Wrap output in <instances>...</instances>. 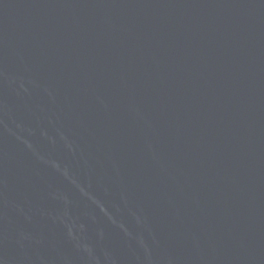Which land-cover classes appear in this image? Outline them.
Masks as SVG:
<instances>
[{
    "label": "water",
    "instance_id": "water-1",
    "mask_svg": "<svg viewBox=\"0 0 264 264\" xmlns=\"http://www.w3.org/2000/svg\"><path fill=\"white\" fill-rule=\"evenodd\" d=\"M0 264H264V0H0Z\"/></svg>",
    "mask_w": 264,
    "mask_h": 264
}]
</instances>
